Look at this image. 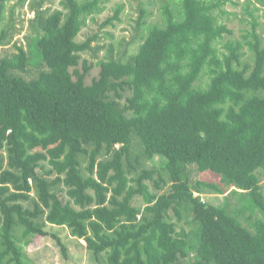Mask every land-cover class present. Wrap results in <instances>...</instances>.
I'll use <instances>...</instances> for the list:
<instances>
[{
  "label": "trees",
  "instance_id": "trees-1",
  "mask_svg": "<svg viewBox=\"0 0 264 264\" xmlns=\"http://www.w3.org/2000/svg\"><path fill=\"white\" fill-rule=\"evenodd\" d=\"M106 1H32L28 48L0 56V264H26L48 225L106 264H264L258 8H244L251 30L239 40L216 14L232 0H158V23L138 0L137 50L93 63L82 53L98 35H77ZM31 62L38 72L25 77ZM205 193L226 195L216 205Z\"/></svg>",
  "mask_w": 264,
  "mask_h": 264
},
{
  "label": "rangeland",
  "instance_id": "rangeland-1",
  "mask_svg": "<svg viewBox=\"0 0 264 264\" xmlns=\"http://www.w3.org/2000/svg\"><path fill=\"white\" fill-rule=\"evenodd\" d=\"M34 0H25L23 3L18 0H10L4 10L3 17L0 19V29L8 26L9 34L5 45H0V56L12 52H16V46L21 45L27 47V42L32 37L33 32L30 29L29 22L33 17V12L29 5ZM60 0H45L42 8L53 10L61 8ZM145 9L149 12L148 22L158 23L161 19L160 2L158 0H141ZM118 4H123L119 20L113 24L102 25V22L110 16ZM138 0H108L103 4L101 12L94 14L93 19H88L86 25L77 35V39L82 41L88 35L97 34L98 39L92 42L93 49L82 53V56L88 61L97 63L105 59L109 50L113 51L114 56L126 58L137 50L138 44L143 40L146 34L145 29L135 30L136 19L139 15ZM247 7L252 11L254 7L258 10L253 11V15L257 16L259 26L256 30L261 37L262 45L264 44V4L251 0V4H245V0H232L225 2L221 9L216 11L218 19L233 30L232 38L243 39L242 35L251 30L249 22L250 16L246 14L244 8ZM229 38V37H227ZM226 38V39H227ZM225 39V40H226ZM129 42V44L127 43ZM16 45V46H15ZM100 47L97 50V47ZM247 50V47L244 48ZM246 57L252 62V53H246ZM37 65L30 63L27 66L28 72L23 73L25 77H32L38 72ZM97 68H93L91 73L95 74ZM160 160L155 159L158 164ZM260 179L262 191L264 193V174L257 171ZM193 179H202L209 182L220 183V178L213 175L209 171H193ZM226 194L205 193L202 195L204 201L212 204H221ZM233 199V198H231ZM232 204L237 205L235 200H231ZM245 223V222H244ZM185 226V225H184ZM187 229L188 227L185 226ZM48 235L45 237H35L31 244L25 246L27 258L26 264H106L104 255H100L98 261H93L92 253L85 247V241L71 236L68 229L63 226L46 227ZM18 234V233H17ZM56 235V236H54ZM63 244L67 249V256L61 252L59 243Z\"/></svg>",
  "mask_w": 264,
  "mask_h": 264
}]
</instances>
